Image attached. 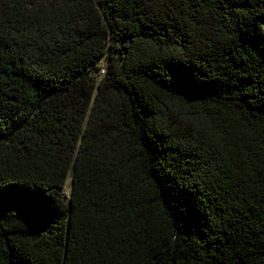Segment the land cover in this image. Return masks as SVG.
Here are the masks:
<instances>
[{
    "label": "trees",
    "instance_id": "obj_1",
    "mask_svg": "<svg viewBox=\"0 0 264 264\" xmlns=\"http://www.w3.org/2000/svg\"><path fill=\"white\" fill-rule=\"evenodd\" d=\"M263 15L0 0V264H264Z\"/></svg>",
    "mask_w": 264,
    "mask_h": 264
},
{
    "label": "rangeland",
    "instance_id": "obj_2",
    "mask_svg": "<svg viewBox=\"0 0 264 264\" xmlns=\"http://www.w3.org/2000/svg\"><path fill=\"white\" fill-rule=\"evenodd\" d=\"M258 22H259L262 26H264V15L261 16V17L258 19ZM104 62H105L104 60L101 62V66H103ZM71 186H72V180H71V177L69 176V177H68V180H67L66 187H65V189H64L65 195H66L67 197H69V195H70V189H71Z\"/></svg>",
    "mask_w": 264,
    "mask_h": 264
},
{
    "label": "built area",
    "instance_id": "obj_3",
    "mask_svg": "<svg viewBox=\"0 0 264 264\" xmlns=\"http://www.w3.org/2000/svg\"><path fill=\"white\" fill-rule=\"evenodd\" d=\"M104 59H100L99 61H98V63L101 65V62L103 61ZM105 72V68H104V66H102V68H101V73H104Z\"/></svg>",
    "mask_w": 264,
    "mask_h": 264
}]
</instances>
